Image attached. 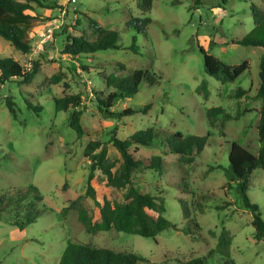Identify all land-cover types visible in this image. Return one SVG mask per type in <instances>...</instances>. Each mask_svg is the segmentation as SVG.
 <instances>
[{
  "label": "rangeland",
  "instance_id": "rangeland-1",
  "mask_svg": "<svg viewBox=\"0 0 264 264\" xmlns=\"http://www.w3.org/2000/svg\"><path fill=\"white\" fill-rule=\"evenodd\" d=\"M252 4L264 11V0H153L150 10L144 12L136 0H41L31 4L28 12L35 16L28 33L31 52L21 54L0 37V58L11 56L27 69L38 64L30 83L19 85L16 79L0 83V190L35 186L42 196L38 203L41 213L23 231L0 221V264H58L69 242L132 252L140 258L138 264H181L200 256L207 257L206 264H264V242L254 239L252 214L241 201L238 185L224 186L229 142L253 153L260 145L257 123L261 100L229 96L241 87L251 97L259 83L262 48L232 44L252 29ZM89 17L118 31L120 48L76 56L62 53L66 33L93 38ZM132 17L151 19L146 35L126 24ZM48 32L49 36L43 37ZM132 38L137 53L129 48ZM200 47L226 64L247 61L248 68L235 80L221 83L204 71ZM137 69L155 73L158 82L143 84L134 96L118 100L112 108L117 117L102 116L94 93L106 94L109 89L99 73L124 76ZM53 74L60 75L62 81L49 84ZM63 82L68 83V89H63ZM63 93L80 94L86 105L82 137L68 125V112L54 109L53 98ZM6 96L16 104L15 118L5 105ZM27 101L39 103L41 112L35 113ZM211 107H221L231 115L243 108L250 111L237 120H218L212 126L205 115ZM149 127L185 136L209 134L213 140L185 166H180L175 154H162L159 147L136 145L129 149L134 159L144 161L161 155L162 171L135 169L131 179L141 193L164 199L163 215L179 229H166L154 238L113 229L91 234L79 222L75 208L63 216L61 210L72 200L74 206L86 207L93 218L99 215L95 201L85 194L90 161L84 150L88 142L100 141L115 169L122 158L112 137L124 140ZM90 183L96 201L122 199L124 190L107 186L99 170L94 171ZM247 195L264 219L263 169L256 168L248 175ZM180 199L188 209V218L200 227L195 238L182 230L186 219ZM223 227L232 237L228 259L212 251Z\"/></svg>",
  "mask_w": 264,
  "mask_h": 264
},
{
  "label": "trees",
  "instance_id": "trees-1",
  "mask_svg": "<svg viewBox=\"0 0 264 264\" xmlns=\"http://www.w3.org/2000/svg\"><path fill=\"white\" fill-rule=\"evenodd\" d=\"M40 1L0 0V37L9 41L21 54L31 52L28 33L35 25V16L28 11L32 10V3H40ZM152 1L136 0V4L138 9L144 12L150 10ZM250 9L253 19L252 29L241 38L233 41L232 44L262 48V54L259 57V83L255 95L251 97L241 87H237L229 96L237 99L248 96L252 100H261L257 123L260 145L256 153H253L237 142H229L228 165L224 168L227 182L224 186L231 188V184L238 185L242 196L241 201L246 204L252 214L251 224L254 229V239L257 242H264V219L261 218L259 206L252 203L247 195L248 175L256 168L264 170V11L253 4ZM150 22L149 17H132L126 24L133 27L136 32L146 35ZM88 24L92 29L93 38L86 39L83 34L72 35L66 33L62 44V53L76 56L80 53L120 48L118 31L106 29L90 17L88 18ZM129 48L135 53L138 52V46L134 38H132ZM200 52L203 55L204 71L221 83L235 80L248 68L247 61L239 64H226L201 47ZM37 71L38 64L36 62L32 63L30 69H27L11 56L0 58V83L16 79L19 85L28 84L33 80ZM99 74L105 86L109 89L106 94L94 93L96 107L104 117H117V112L113 111L112 108L118 100L134 96L143 84L153 86L158 82L155 73L143 69L134 70L124 76L106 72ZM61 81L62 77L57 74L51 75L48 79L49 84H58ZM201 87L204 89V97H206L205 84H202ZM68 88V83L63 82V89ZM4 102L10 114L15 118L16 104L14 100L10 96H6ZM53 102L55 111L68 112V125L78 137H82L85 129L81 123V118L86 111V105L80 94L63 93L61 96L54 97ZM27 106L35 113H40L42 110L39 103L33 104L27 101ZM148 106L145 107L148 108ZM249 111L248 108H243L231 115L221 107H211L207 109L205 115L208 123L214 126L218 120H237ZM127 112L132 111L128 110ZM111 141L122 158V163L115 169H113V163L107 161L105 149L100 141L90 140L84 150V157L90 161L85 194L95 201L98 208V217L93 218L88 209L82 204L74 206V200L70 201L69 205L61 210L62 215L66 216L70 209L75 208L79 222L84 230L91 234L113 229L117 232L154 238L166 229L178 230L176 224L163 215L165 210L164 199L149 193H141L131 179L132 171L135 169L162 171L164 163L161 155H154L148 161H144L134 159L129 149L131 146L136 145L159 147L162 154H175L180 166H185L191 164L195 157L199 156L205 147L213 141L210 135L191 134L185 136L179 131L169 132L149 127L135 131L124 140L112 137ZM95 170L101 172L107 186L124 190L121 200H110L103 197L101 201H96L95 191L90 183ZM183 187L187 188L188 183H184ZM41 200L42 196L33 185L25 189L0 190V221L14 225L19 231H23L40 215L41 210L38 208V203ZM180 200L183 207V218L186 219V227L182 230L195 238L200 227L195 220L188 218V209L183 205V200ZM197 206L202 210L200 203H197ZM231 239L229 231L223 227L217 237L216 246L212 250L213 253H221L228 259V247L231 244ZM139 261L138 255L132 252H118L111 248L98 247L85 242H69L61 254L58 264H138ZM206 262L207 257L200 256L181 264H206ZM230 263L232 264L231 261Z\"/></svg>",
  "mask_w": 264,
  "mask_h": 264
},
{
  "label": "built area",
  "instance_id": "built-area-1",
  "mask_svg": "<svg viewBox=\"0 0 264 264\" xmlns=\"http://www.w3.org/2000/svg\"><path fill=\"white\" fill-rule=\"evenodd\" d=\"M49 36V32L47 34L43 33V37H48Z\"/></svg>",
  "mask_w": 264,
  "mask_h": 264
}]
</instances>
